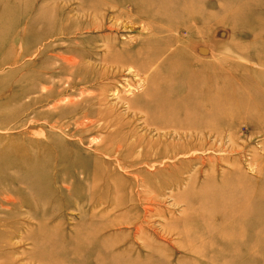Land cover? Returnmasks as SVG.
Listing matches in <instances>:
<instances>
[{
  "label": "rangeland",
  "instance_id": "obj_1",
  "mask_svg": "<svg viewBox=\"0 0 264 264\" xmlns=\"http://www.w3.org/2000/svg\"><path fill=\"white\" fill-rule=\"evenodd\" d=\"M0 264H264V0H0Z\"/></svg>",
  "mask_w": 264,
  "mask_h": 264
},
{
  "label": "bare ground",
  "instance_id": "obj_2",
  "mask_svg": "<svg viewBox=\"0 0 264 264\" xmlns=\"http://www.w3.org/2000/svg\"><path fill=\"white\" fill-rule=\"evenodd\" d=\"M1 35V34H0Z\"/></svg>",
  "mask_w": 264,
  "mask_h": 264
}]
</instances>
